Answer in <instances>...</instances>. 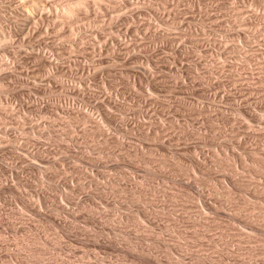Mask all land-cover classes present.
Masks as SVG:
<instances>
[{"label": "rangeland", "instance_id": "rangeland-1", "mask_svg": "<svg viewBox=\"0 0 264 264\" xmlns=\"http://www.w3.org/2000/svg\"><path fill=\"white\" fill-rule=\"evenodd\" d=\"M53 1H51L52 4H55L56 6H54V5H52V6H54V8L56 10L52 7L47 8V11L44 10L45 8L44 9L40 8L41 14H39V12H38L39 8L37 10L36 8H34L30 5V7H31L30 13H31V16L33 15V17H32L33 21L31 19V21H29V23H26L27 20L25 18H23V16L20 15V12H19V10L22 7V3L25 2V0L24 1L23 0H0V111L3 112V113L0 112V142H1L0 143L1 144L0 145V162H1L0 163V165H1L0 166L1 167L0 168V184L8 187L6 189H2V190L0 189V193H1V195H0V220H1L0 221V241L6 240V239H8L9 241L11 240L10 242L14 241V243H17V241H18L20 244L18 243L17 246H15V247L12 246V250H14L15 252L18 251L20 253V258H21V260H19V259H16L14 257H12V258L7 257L6 261L9 259L8 260L9 264H11V263L12 264H31V263L35 264V262H31V261L29 263V261L27 260V257H26L27 256L26 255L27 254L26 248L24 246H22L23 245L22 243L26 241L25 240L26 236H27L26 233H30V232H28L27 228L31 229L32 233H39L37 231L39 229L43 228L44 233L42 231V234L46 238H49L50 240H52L53 242L61 241L62 243H66L69 245L72 244L71 247H73V248L78 247L79 250H84V251L86 249H87L86 251H88L87 245L91 246V243L93 242V241H91V239L89 240V238H91V237H89L90 235H92V237H93L92 240L98 239V240H101V242L103 241L102 243L107 242V241L109 242L111 240H113V241L118 240L119 242L117 241L115 244L122 246L124 244L123 242L125 240L124 236H123L124 234L123 233L121 234V232H115V230H113L114 227H119L121 225H122L121 226V228H122L123 227L122 223L127 224V227L130 231L132 228L129 227V225L135 224V223H133V221L137 223L138 222L137 220H140L139 223H142L141 224L142 226H144V224H145V227L148 226L147 228H149L150 223L148 224V220L146 222V220H144L140 215H139L140 217H138L137 213L136 214L133 213L135 210L134 207H132L133 205H131L128 201H126L127 200L126 197L124 198L125 201L122 198V197L126 196V195H123L124 193L122 191V187L125 186L126 183H127V185L134 183L133 185H130L131 187L137 186L138 182L140 183V179H141V178H139L140 174L135 172V171H134L135 172L134 173L133 170H130L128 167L124 166V165L129 164V163H136L138 161L137 157L140 156V154H141L140 152H145V151L147 152V150L152 151V153L150 152L151 153L150 155L153 154V156H156L157 158H160L161 156L164 157V156L170 155L169 157L167 156L168 158L165 157V159L167 158L168 160L171 159L173 157V155L175 154L174 152H177V151L178 152L187 151L184 153H189V152H192L195 150V153H196V151L198 153V151L201 150L204 153H206V151H207V154H208L209 150H212L214 148V146L213 147L209 146V144L211 143L209 139L213 138V137L218 139V136L220 135L219 140L221 143L225 142L226 144L231 145L229 147V150H233L235 148L233 151L236 153H239L242 156H244V154H242V153H244V152H242V150L244 151V149H243L244 147H248L249 145L251 147V145H252V149H253L255 141H256V143L259 142L258 145L255 144L254 150L257 151L259 149V151H257V154L262 153L261 155H259V154L258 155L260 157L264 156V138H263L264 137V114H263L264 110H262L263 112H261V110H257L256 108H253V107L249 108L253 113L256 112L255 114L258 116V119L254 124V123H251V122L245 120L243 117H240L234 111V109H232V106L226 101V98L228 97V95H230L229 93L231 90L240 89L239 85H241L240 87L242 89L251 85L249 88L255 87L253 89V90H255L254 91L255 93L253 92L252 95L251 94L246 95L244 92L243 93L241 92L239 94V96L241 95L239 97V100L237 99L235 102V103H238L236 105L237 107L240 106V108L241 107L247 108V107H245L246 105L244 103L240 104L239 102H242L243 99L247 98V97L248 98L252 97L254 99L255 98L257 99V98H260V95L264 94V88H262V87H264V76L262 75V73L264 74V68H263L264 66H262V65H264L263 64V62H264V55H263V52H264V46H263L264 45V28H263L264 24H262V23H264V9L259 11V9L254 7L255 5L251 4L252 2H254V0L252 2L250 0H243V1L242 0H231V1L227 0L228 2L225 0H221V1L220 0L219 1L213 0L214 2L212 0H207V1L206 0H101V1L100 0H97V1L96 0L95 1L94 0H87L90 2H95L96 6L94 5V3H89L88 7H91V8L88 9V7H87L85 9L86 13H85V11L83 12V10L81 11L82 13H85V14H82L81 12H79V15L77 14L78 16L76 15V17L71 18L72 21L74 20L73 23L70 20V18L67 19V18H64L62 16L63 14L61 11H63L62 8L64 7L62 5L63 4L65 5V3L62 1H64V0H53ZM237 1H239V2H237ZM241 1L243 2V4L240 3ZM28 2H29V0H28ZM96 2H98V3H96ZM210 3H212V4H210ZM213 3H215V4H213ZM59 4H61V5H59ZM144 5H146V6H144ZM225 5H226V7H223ZM242 5H244V7ZM227 6H229L230 8ZM237 6L238 7L240 6V7L237 9L236 8ZM241 7L244 10L243 9L240 10ZM252 7H254V8H252ZM234 8H236V9H234ZM51 9H54V10H51ZM42 10H43V13H42ZM222 10H223V12H222ZM249 10H251L252 12ZM253 10L255 11V15H256V12H258V14L260 12H262L261 14L263 17H260L261 20H259L260 19L259 17H258L259 18L258 19L254 14H252V13H254ZM225 11L226 12L228 11V12L226 13ZM233 13L234 14L237 13V14L233 16ZM224 14L226 15V17ZM239 14L244 19H241L242 17L240 18ZM243 14H245V15H243ZM231 15L233 17H231ZM58 16H59V18H58ZM253 17L254 18L256 17V18L254 19ZM211 18H212V20H211ZM221 18H223L224 23L222 22ZM225 18L227 21L225 20ZM233 18H235V19H233ZM246 18H248V19H246ZM175 19H176V21H175ZM65 20L68 21V22H66V24H64ZM237 20H238V22L239 21L244 22L243 24H246V22H247V24H246L247 27H246V25H243V26H240L238 28L239 24L236 23ZM257 20L259 21V23ZM218 21H220V22H218ZM232 21L236 24H234ZM250 21H253V23ZM255 21H256L257 25L255 24ZM242 22H241V24H242ZM249 22H250V24H249ZM58 23H60V24H58ZM229 23H231V24H229ZM166 24H167V26H165ZM60 25H62V26H60ZM232 25L234 28L232 27ZM248 25H249V27H248ZM262 25H263V27H262ZM222 26H223V29H222ZM254 26H256V29L254 28ZM244 27H246V28H244ZM251 27L253 30L250 29ZM241 28L243 29L242 32L240 31V30H242ZM257 28H259V29H257ZM37 29L39 32H36ZM224 30H226V31H224ZM258 30H260L263 35ZM166 31L168 32V34ZM232 31H233V33H232ZM237 31H239V32H237ZM254 31H256L257 34H255ZM162 32H163V34H161ZM32 33H33V35H31ZM188 33H189V35H188ZM245 33H246V35H244ZM258 33L260 34L261 39L259 38ZM40 35H42V36H40ZM170 35H171V37L169 38ZM252 35L256 36L255 40L253 38H251ZM157 36H159L161 38H159ZM236 36H238V37L240 36L241 39H240V37L238 38ZM163 38L165 39L166 42L163 41ZM166 38H167V40H166ZM228 38H231V39H228ZM248 38H249V43L247 42ZM170 39L173 40V41L171 40L173 43L171 41H168ZM226 39L228 40L227 42H226ZM244 39L247 41H245ZM73 40H74V42H73ZM262 40H263V42H262ZM117 41H119V42H117ZM222 41L225 43H223ZM250 42H251V44L253 43L252 47H251ZM254 42L256 45L254 44ZM37 43L39 44V46L41 45L40 46L41 48L38 47ZM204 43L206 45H204ZM213 43H214V45H212ZM244 43L245 44L248 43V46L245 45ZM201 44H203V45H201ZM249 44H250V47H249ZM42 45H44L43 47L45 48V50H43L44 48L42 47ZM231 45H232V48H230ZM199 46L201 47L202 50L200 49ZM221 46H223L225 48V50H223L224 48H222ZM254 46L258 47V48H255V50H254ZM220 47L222 48L221 50H220ZM235 47H237V49H239V51L236 52ZM239 47L242 48L243 50L244 49L245 50L243 51ZM262 47H263V50H262ZM195 49H197V51H195ZM218 49L220 50L221 53H219ZM233 49L236 53L233 51ZM192 50H194V51H192ZM253 50H254V52H253ZM261 50H262V52H261L262 54H260ZM245 51H246V53H245ZM257 52H258V54H256ZM238 53L240 54L241 57L240 56L234 57V56H238L239 55ZM247 53H248V55H247ZM190 54L193 55V57ZM246 55L247 56L251 55L252 60H255V61H253L252 64L248 65L249 70L248 69H244L242 71L237 70L238 72L237 71L235 72L233 70V72H232V70L230 71V70H227L225 68L231 63H233V64H244L243 62L245 61L244 58L247 57ZM258 55H260L261 57ZM200 57H201V59H200ZM204 57L206 59H203ZM228 57L231 58L230 59L231 61H229ZM211 58H212V60H211ZM257 59H260V60H257ZM149 60H151V61H149ZM225 60L227 63L225 62ZM240 60H241V62H239ZM147 61H149V62L147 63ZM214 61H216V62H214ZM259 61H261L260 62L261 64L259 65V67H257V64H259ZM201 62L204 64H202ZM213 62L215 64H213ZM43 63H44V65H43ZM153 63L156 65H154ZM199 63H201L202 65H200ZM211 63L213 64V66ZM223 63H224V65H223ZM40 64H41V66H40ZM139 64H142L143 66L139 65ZM208 64H211V67ZM45 65H46V67H45ZM148 66L150 67L149 70H150L151 74H149L147 76L146 74L144 75L142 73L141 68L142 67L149 68ZM152 66H153V68H152ZM221 66H223V67H221ZM253 66H255V67H253ZM204 67H207V68H204ZM214 67L216 70L215 72H214ZM219 67L221 69L225 68L224 73H222L223 71H221V69ZM200 68H203V70ZM260 68H263V69H260ZM217 69H218V71H221V73L218 72ZM257 70H259V71H257ZM34 71H36V72L34 73ZM38 71L39 72L41 71V73L38 74L37 73ZM45 71L51 72L50 73L51 77H49V78L46 76L44 77L43 72H45ZM210 71H211V74H210ZM186 72H187V74H186ZM241 72H242V74H241ZM260 72H261V74H260ZM188 73H190V74H188ZM202 73L203 74L205 73L204 75H206V76L204 77V75ZM243 73H245L246 75ZM259 74H260V76H258ZM210 75L214 81L212 80L211 83L204 82V81H206L205 78L209 77ZM242 75H243V77H242ZM239 76H240V78L244 79V80H241L242 82H239V84L236 83V85L235 84L232 85L230 81L228 82V80H230L231 77H235L237 79V78H239ZM244 76H246V77L244 78ZM43 77L45 79H43ZM46 78H47V80H46ZM253 78L256 82L253 80ZM257 78H259V79H257ZM32 79H33V81H32ZM195 79H197V82ZM202 80H204V81H202ZM219 80H223V82H222V84L217 85ZM226 81H227V83H226ZM262 81H263V83H262ZM254 84H255V86H254ZM258 84L261 88L259 86H257ZM188 85H191V86H188ZM213 85H214V87H213ZM245 85H247V86H245ZM139 86H141V87H139ZM193 86L195 87V89ZM191 87H193V89ZM258 87H259V90H258ZM50 88H52V89H50ZM218 89H219V92L221 90H223V91H221L222 93H220L222 98L220 96V98L217 99L215 96L217 95V97H219L218 95H220L218 92H216V90L218 91ZM95 90L97 92H95ZM198 90H199V92H198ZM204 90H205V92H204ZM105 91L106 92L108 91L107 92L108 94L105 93ZM135 91L137 93H135ZM227 91H228V93H227ZM204 93H205V97H204ZM207 93H209V95H210L209 97H208ZM50 95H52V96H50ZM56 95H58V96L56 97ZM60 95L63 97V99H62V97H60ZM105 95H110V96L112 95V98L113 99L115 98L114 99L115 101L118 100L116 102L118 104L121 103L120 105H122V106L116 105V107H118V108H116L115 106L109 105L106 102ZM255 95H257V96H255ZM198 96H199V98H198ZM57 98H58V101H57ZM202 98H204V99H202ZM241 98H242V100H241ZM220 99H221V101H220ZM257 100H259V99H257ZM122 101H124V102H122ZM60 102L62 104H60ZM55 103L58 104V106H60L59 108H61L59 110V112L55 111L57 113V115L53 111V109L51 108L52 105ZM182 103L183 104L185 103V104L183 105ZM189 103H190V105H189ZM192 105H194V107ZM181 106H183V107H181ZM108 107H109V109H108ZM230 107H231V109H230ZM112 108H113V110H112ZM192 108H195L196 110L195 109L192 110ZM198 109L200 111L202 110L205 114L202 112H201L202 113L201 114L200 111H198ZM40 110H41V112H40ZM43 110H45V111H43ZM66 111H68V112L66 113ZM205 111L206 112L208 111V112L206 113ZM233 111H234V113H233ZM47 112H49V113H47ZM103 112H104V115H103ZM213 112H215V114H213ZM220 112H222L223 114ZM86 113H87V115L89 114V116H88L89 119H85L87 121V123L84 124L85 120H81V119H83V115ZM106 113H108V114L106 115ZM115 113H116V116H115ZM225 113L227 114V116L225 115ZM79 114H80V116H79ZM118 114H120V115H118ZM228 114H230L231 116ZM262 114H263V116H262ZM76 115H78V116H76ZM236 115H238V116H236ZM108 116H109V118H108ZM122 116L124 118L125 117L126 118L125 119L121 118ZM208 116H210V117H208ZM211 116H213V117H211ZM215 116H216V118H215ZM1 117H3V118H1ZM41 117H42V119H41ZM50 117L52 118V120ZM74 117H76V118H74ZM224 117L226 120H228V119L234 120L235 117H238V119L235 118L236 121H229V122H232V123H230L231 125L228 122L227 126H226V124H225L226 121L223 120ZM119 118H121V120ZM66 119H69V122ZM48 120H49V122H47ZM55 120H57L58 122ZM70 120H72L73 122ZM75 120L79 124H77L75 122ZM77 120L80 122H78ZM237 120H238V123H237ZM240 120H242V121H240ZM90 121H92L93 123L91 122V124H90ZM107 121H110V122H107ZM122 121H124V122H122ZM207 121L209 123H207ZM210 121L212 123L213 122L215 123V121H217V122L215 124L213 123V125H212ZM220 121H223V122L220 123ZM50 122H51V124H50ZM94 122H96V123H94ZM70 123H73V124L70 125ZM88 123H89L90 127L92 125L91 128H89V126L87 127ZM97 123L100 125L99 127L102 130V134H103V132H105L104 133L105 135H99L98 133L100 130H97V132H96L97 128H95V127H97V125H98ZM246 123H247V125H246ZM75 124H77V125H75ZM80 124H81V126H80ZM216 124L218 127L215 126ZM236 124H239V125H236ZM241 124H243V125H241ZM67 125H69L70 127ZM101 126L105 129L104 131H103ZM123 126L126 129H128L130 132L124 133L122 131L125 129ZM209 126H211V127H209ZM219 126L222 127L223 131L220 130L221 128H219ZM238 126H239V128H238ZM245 126H246V128H243ZM253 126H255V127H253ZM67 127H69L70 129ZM163 127H165V128H163ZM213 127H217L219 130H217V128H213ZM230 127H232V128H230ZM129 128L130 129L132 128V129L130 130ZM179 128H180V131H179ZM83 129H86V130H83ZM153 129H157V130H153ZM184 129L186 130V133L187 132L189 133L192 131V134H186ZM206 129H207V131H206ZM213 129H214L216 134L213 132ZM236 129L240 134L237 131L235 132ZM175 130H176V133H174ZM187 130H189V131H187ZM148 131L150 134H148ZM155 131H157V133ZM161 131H163V133H161ZM240 131L243 133L245 132L246 134L242 133L243 135H241ZM60 132H62V133H60ZM70 132H71V134H70ZM89 132H92V134ZM106 132L108 134H106ZM198 132H199V134H198ZM229 132L232 134H230ZM247 132H249V133H247ZM252 132H255V133H252ZM94 133H95V135H94ZM154 133H156L157 135H155ZM210 133L215 134V135L213 136ZM257 133L260 134L261 136L258 135ZM200 134H203V137H202V135L200 136ZM235 134L237 135V137H234V136H236ZM247 134H248L249 138H251L253 141L248 138ZM250 134H252V136ZM55 135H56V137H54ZM57 135H60V136H57ZM145 135H146V138L143 137ZM160 135L162 137H160ZM196 135L197 136L199 135V138ZM221 135H223L222 139H221ZM228 135H230V136L232 135V136L229 137ZM71 136H73V138ZM108 136L110 138H108ZM125 136H127V137H125ZM194 136H196V137H194ZM254 136H256V137H254ZM182 137H185V138H182ZM242 137H244V139ZM29 138H32V140L31 139L29 140ZM99 138H100V141L102 140L101 142L99 141ZM151 138H153V139H151ZM245 138L247 139L246 140L247 142L245 141ZM259 138H260V140H259ZM112 139H114V140H112ZM160 139H162L163 141ZM181 139L182 140L186 139V140L182 141ZM242 139H243V142L241 141ZM119 140H121L122 142H120ZM197 140H199V141H197ZM90 141H91V143L94 142V144L99 146V148L97 146H95L93 143L91 144ZM165 141H167V142H165ZM228 141L229 142L234 141L232 144H234V143L235 144L232 146V144L228 143ZM118 142H120V143H118ZM145 142H146V144H145ZM2 143H5V144H2ZM202 143H204V144H202ZM128 144H129V147H128ZM239 144H241V145H239ZM23 145H25V146H23ZM124 145H125V147H124ZM148 145H149V147H148ZM155 145H158V146H155ZM164 145H166V147ZM260 145H263V146L260 147ZM28 146H29V148H28ZM196 146H198V148ZM218 146L219 145L216 146V149ZM238 146H240V147H238ZM242 146H244V147H242ZM155 147H159V148L156 149ZM200 147H201V149H200ZM232 147H234V148H232ZM125 148L128 151L125 150ZM152 148L153 149L155 148V149L153 150ZM19 150H20V152H19ZM21 150H26L30 154H31V152H33L32 155L33 154H34V156L36 155V158L39 159V161H42V162L44 161L43 163H45V161H46V163H48V166H50V165L51 166L49 167V169L47 171L46 170L44 171L43 169H37L34 167H32L30 169V167L28 165H26L24 162H22L21 159H23V157L18 156V154L19 153L22 154V152L25 154V151H21ZM68 150H69V152H67ZM102 150H104V151H102ZM121 150H123V151L120 152ZM167 150L169 151V154H168ZM214 150H215V148H214ZM14 151H16V152H14ZM134 151L137 152L136 153L137 156H135V154H133ZM164 151H165V153H164ZM224 152L227 153L226 151H224ZM240 152H242V153H240ZM74 153H76L77 155ZM122 153H124L123 155H127V154H129V155L123 156V155H121ZM160 154H161V156H160ZM38 155H40V156H38ZM78 155H79V157H78ZM102 155H105L106 157H108L109 162L107 161L108 159ZM92 157H93V159H92ZM16 158H18V159L16 160ZM82 158H84V159L86 158L85 159L86 161L83 160V162H86L87 167L84 166L85 163H83L82 160H80ZM98 158L101 159V163L105 162L104 164H106V166H107L105 168V171H104V168L102 169V167H101V169H100V167H98L99 165H101L100 160H98ZM48 159H49V161H48ZM261 159H262V157H261ZM120 160H121V162H120ZM51 161H53V162H51ZM91 162H93V163H91ZM114 162H115L116 167L114 166ZM73 163H76V164H73ZM77 164H79V165H77ZM93 164H94V166H93ZM111 165L113 166L114 169L117 168L116 171L113 170ZM45 166H47V164ZM95 166H97L98 168H95ZM75 167H79V168H77L78 170H80V168H81L84 171V169H85L84 172L88 175V176L87 175H85V176H87L88 178L89 177L93 178V176H94V178H93L94 180L92 181L90 178L88 179L85 176H84V178H83L84 180H83L82 179L83 176L80 177L77 174L78 171L76 169L75 170L73 169ZM158 167L156 165V167H152V168L156 169ZM164 167L161 166L160 168L161 169L163 168L162 170L164 172H167V173L171 172L172 173V171L168 170L167 168L166 169L168 171H166V169H164ZM236 167H237V171H239L240 170L239 167L238 166H236ZM108 168L112 169L113 171L109 170ZM126 168H128L129 170ZM160 168H159V170H160ZM99 170L103 171L104 174L97 176V172ZM106 170L109 171L110 175ZM72 171H75V172H72ZM129 172H131V173H129ZM119 173L123 174L124 178H126V175L128 176V178L131 177L128 180H130V181L133 180L134 182H129L130 183L129 184L127 182L128 180L124 179L123 176L120 175L118 177ZM46 174L50 178L47 177ZM75 174L78 176H76ZM112 174L113 175L115 174L116 177L115 176L113 177ZM245 174H246V176L244 174L243 175L245 178L247 177L246 180L247 179L251 180V178L253 180V178H254V180H256V182L263 183L262 177L260 178L259 176H256L257 178H259L258 179L259 181H258L256 179V177H254L255 176L254 174H253V176L249 175L251 173L247 174L245 172ZM17 175H19V176H17ZM129 175H131V176H129ZM241 175H242V173H241ZM15 176H17L18 178L17 177L15 178ZM54 176H56V177H54ZM104 176H106V177H104ZM108 176H109V178H108ZM39 177L41 179H39ZM46 177L49 180H47ZM120 177H122L123 180ZM118 178H120V179H118ZM30 179H32V180H30ZM95 179H98L100 181L97 180V182H96ZM218 179L219 178H217V179L214 178L212 180V182L215 184H219L221 182L222 184H220V185H225L226 188L228 187L227 189L231 188V190H234L232 188V186L230 185V183L228 184V182H226V180L224 181V179H223V180L219 181ZM22 180L24 182H28V181L30 183L34 182L32 184H35V185L37 184V186H40L42 189L45 190L47 198L50 201L47 204H45L47 207L44 206L43 203L41 202V198H40L41 196H39L36 192L34 194V191L28 185H24V184L20 183V181L22 182ZM39 180H41V181H39ZM125 180H127V181H125ZM94 181L96 184L98 183V184L102 185L101 187H103V186L106 187V189H104L105 194L99 193L100 191L98 189L100 187H97V186L95 187L96 184H93ZM106 181H108L109 184ZM135 181H137V182H135ZM141 182L143 183V179L141 180ZM117 183H119V184H117ZM153 183L156 184L154 186H157V187H159L161 184L162 186H160V188L163 190H166V191H172L173 190V192H174V190L176 191V190H178L177 188L180 187V186L176 185L177 186V188H176V187H174L175 185H172L170 183H166L165 181L158 180V179H157V181L156 180L153 181ZM71 184H72V187L73 186L77 187V185L80 186V187H77V188H79V191L77 192L78 194L75 193V195H74L75 200L73 202L72 201L70 202V200H67V198L66 197L64 198V196H63V195H66V193L68 192L67 187H69V185L71 186ZM110 184H111V186H109ZM121 185H123V186H121ZM115 186H117V187H115ZM119 186H121L120 189H119ZM164 186H165V188H164ZM81 187H83V189ZM110 187H111L112 191L110 190ZM11 189H12V191H10ZM97 190H98V192H97ZM116 190L117 191L120 190V191L117 192ZM180 190H182V187L180 188ZM119 192L122 194H120ZM61 193H62V195H61ZM102 194H103V196H102ZM111 194L116 196V198L118 196V198H117L118 200H116V198L114 196H112ZM241 194L244 195L243 197L246 200L250 199V201L248 200V202H250V203L251 202L257 203L258 202L259 205L261 203V205L264 206V202H263L264 196H262V197L260 196L259 198H262V200L260 199V201H259V198H257V199H255L256 197L253 198L254 196H253L251 191H245L244 193L242 192ZM245 194L247 197L245 196ZM19 195L22 196V198L24 200L26 199L25 202L26 203L28 202L27 204H33V205L37 204L34 206H36L37 209H39L41 211V213L44 214V217L40 219V217H37V216H35V214L27 211L25 209V207L23 206L24 200L21 202L20 200H22V199L19 200ZM109 195H110V197H109ZM208 195L211 196V194H209L208 191H205V197L202 200L200 197L198 198V196H196V195H194V197L195 196L196 197L193 200L194 203L197 204L198 207H200L199 209L205 213H207V211H206L205 207H203V205H204L203 202L207 201L208 199L209 200L207 202L212 201L211 197ZM98 196H100V197H98ZM103 197H104V199H103ZM120 198H121V201L119 200ZM163 199L164 198H162V200ZM255 200L257 202H254ZM199 201H201V202H199ZM51 202H52V204H51ZM120 202H124V204H122ZM161 202L160 203L155 202V204L157 203L156 206L155 205L154 206L152 205L151 207L148 206L149 207L148 209H149V211H151V213H153V216H154V214H156L155 216H158V217L154 216L155 220L153 219V221L155 223H157V224H155L154 227H157V228L151 227V229L153 228L152 231L149 229H147V230L151 231V232L154 231L155 233L154 232L153 233L157 236H158V234H160L162 236L163 232L164 233L166 232L165 233L166 235L164 234L162 236L165 240H169V239L175 240L176 237H177L176 240H178L180 237L177 236L178 234H176L177 233L176 230L177 231H179V230H178V228L175 229L176 227H173V225H170L171 223L169 222L168 217H166V216L168 214V216L171 215L170 216L171 218L172 217L177 218L179 216L178 215L179 212L181 214V210L177 213L176 208L174 209L176 211L175 212L174 210H172V208L169 209V207H168V210L169 211L171 210V212H168V210L166 208L167 206L166 205L163 206V203H161ZM53 203H56V204H53ZM77 203H79V204H77ZM57 204L63 205V206L65 205V208L68 210L71 208L70 210L75 214L76 217L73 216V214H72V216L71 215L68 216L67 213H59V212L55 211L54 207H56ZM107 204H110V205H107ZM152 204H154V203H152ZM42 205H43V207H42ZM87 206H89V207H87ZM48 207H50V208H48ZM90 207L93 209V211ZM111 207H113V208H111ZM155 207H156V209L158 208L157 211H155L156 210ZM160 208H162V210ZM229 209L230 208H227V209L224 208V210H226L227 212L230 211ZM75 210H76V212H75ZM152 210H154V211H152ZM163 210L168 212V213L164 212ZM177 210H178V208H177ZM91 211H92V213H94V215H96L95 213L98 212L97 213L98 215L95 216L96 218L94 217V215H92V213H90ZM172 211H174L175 213ZM119 212H120V214H119ZM126 212L127 213L129 212L128 213L129 216H130V214L132 216L134 215L133 218H132V216L130 217V220H131L129 222L130 224L127 223L126 220L124 221V220L119 219L120 216H122L123 214L126 215L127 214ZM176 213H177V216H176ZM18 214H20L21 216ZM53 214L57 218L59 217L62 220H65V222L70 225V229L72 232L70 231L67 233L60 234L61 232H59V230L55 226L53 227V224L50 221H48L49 216L50 217L54 216ZM117 214L119 215V218H117L118 220L116 219V216L118 217ZM107 215H108V217H107ZM112 215H115V216L113 217ZM19 216H20V218L25 220L26 223H22L19 219ZM103 216H106V217H103ZM162 216H164V217H162ZM81 217L83 218V220ZM165 217L167 218L166 219L167 221L165 220ZM192 217H194V216H192ZM91 218L93 219L92 222H91ZM108 218H110L111 220ZM15 219H17V220H15ZM18 219H19V221H18ZM42 219H44V220H42ZM98 219H100V220H98ZM30 220L33 222H31ZM119 220H121V221H119ZM162 221H164V222H162ZM43 222L45 223L44 225H43ZM86 222H87V224H86ZM165 222H168V223L166 224ZM111 224H113V225H111ZM158 224L159 225L161 224L160 226H163V227H164V225L165 226L168 225L167 228H169V227L170 228L173 227V228L172 229L169 228L170 230L168 231V229H166V227H165V229L167 230L166 231L163 227H161L165 230V231L164 230L161 231L162 229L159 230L160 226ZM156 225H158L159 227ZM111 226H113V227H111ZM11 227H13V228H11ZM107 228H108V230H107ZM100 229H102V230H100ZM173 229L175 231H172ZM239 229H241L242 232L247 233V234L249 232L242 227H239ZM181 230H184L183 232H189V230L185 231V228H182ZM93 231H95V232H93ZM101 231H103V232H101ZM104 232H105V234H104ZM132 232H133V229H132ZM156 232H157V234H156ZM96 233H98V234L95 235ZM51 234H52V236H51ZM93 234L96 237L97 236L98 237L95 238V236H93ZM167 235H169V236H167ZM212 235H213V232H212ZM66 236H68V237L66 238ZM87 236H88V238H87ZM173 236H174V238H173ZM256 236L264 241V238H263L264 234H258ZM121 237H123V238H121ZM158 237H160V236H158ZM23 238H25L24 239L25 241L23 240ZM81 238H83V239H81ZM122 239H123V241H122ZM180 240H181L182 244H184V242L185 243L188 242L182 237L178 240V242ZM108 242H107V244L109 245ZM104 244H105V246L107 245L106 243H104ZM144 244H146V246H148V244L150 245V243L147 241H145ZM234 244H237V243H234ZM250 244H249V246L252 245L251 247H255L256 244L258 245V243L251 244V245ZM19 245H21V246H19ZM85 245H86V247H85ZM107 246H106L105 250H104V248L102 250L98 248V250H97V248H95V247L92 248V246H91L89 248V252H91L92 255L87 256L86 257L87 259L82 254L73 256V258H75V259H73L72 257L70 259L68 257V259L73 264H79V263L83 264L82 262H84V264L86 262L87 263L90 262L88 264H93V262H95L94 264H98V262H96V260L94 258L95 254H96V258H97V256L99 257L97 259H100V258L105 259V257L108 256L107 260H111L112 262L115 261V262H117V264H119V262L122 263L121 260L118 259V258H121L120 254L118 252H113L114 249L111 248L110 246H108V247ZM244 246H245V243H244ZM13 247H14V249H13ZM18 247H24L25 250L23 248H22L23 250H21V248L19 249ZM123 247H126V246H123ZM232 247L235 248V245H232ZM0 248H1V246H0ZM90 249H91V251H90ZM205 249L203 248V250H205L203 252L205 254L210 255L209 252L212 250H210L209 252L206 253V251L208 249L207 248H205ZM19 250H21V252ZM49 250H53L50 252L53 254L55 253L54 252L55 249L53 246H51ZM3 252H5V253H3ZM6 253H7L6 251L1 250V254L4 255ZM161 253H163V252H161ZM181 253L183 254V252H181ZM181 253L177 252V254H176L175 252L171 251V255L172 254L174 255V256L172 255V257H174V259L177 261H178V259L179 260L181 259V257H180ZM185 253H187V252H185ZM185 253L183 255H185V257H187ZM1 254H0V262H1L0 264H3L5 261L4 260L5 258L2 257L3 255L1 256ZM160 254H156L155 256H157L156 258H159V260L162 263H164V261H166V259H167V255H166L167 253L165 254V252H164V254H162V256ZM66 255H67L66 253L61 254L58 258L65 260V259H67ZM175 255H176V257H175ZM81 256H83L84 259ZM112 257H113V259L114 258L115 259L112 260L111 259ZM260 257H261V259H260ZM1 258H3V259H1ZM55 258H57V257H55ZM22 259L26 260L28 262L25 261V263H21V261H23ZM254 259H256V260H254ZM44 260L42 261L43 263L41 261H38V262H36V264L37 263L38 264H41V263L42 264H49L48 260L47 261L46 260L44 261ZM236 260L238 262H236ZM236 260L232 261V262L229 261L228 263L229 264H235V263L238 264L241 262L240 264H252L251 262L253 261L254 264H261L262 262L264 263V255H261L257 258L255 257V258H253V260L247 259V258L244 259V257H243L244 261L242 260L241 257H238ZM257 260H260L262 262L257 261ZM76 261H78V262L76 263ZM256 262H258V263H256ZM209 264H210V262H209Z\"/></svg>", "mask_w": 264, "mask_h": 264}, {"label": "bare ground", "instance_id": "bare-ground-1", "mask_svg": "<svg viewBox=\"0 0 264 264\" xmlns=\"http://www.w3.org/2000/svg\"><path fill=\"white\" fill-rule=\"evenodd\" d=\"M24 1V0H23ZM51 1H53V0H51ZM50 0H29V2H28V0H25V2H23L22 3V7H21V9L19 10V12H20V15H22L23 16V18H25L26 20V23H29V21H31V19H32V17H33V15L31 16V13H30V11H31V7H30V5L32 6V7H34V8H36L37 10H38V8H39V10H38V12H39V14H41L40 12H41V9L40 8H42V9H44L45 11H47V8H54V6H56L55 4H52V2H51ZM95 1V0H94ZM97 1V0H96ZM101 1V0H100ZM207 1V0H206ZM213 1V0H212ZM219 1V0H218ZM221 1V0H220ZM225 1H227V0H225ZM229 1V0H228ZM227 1V2H228ZM231 1V0H230ZM243 1V0H242ZM240 2V3H242L243 4V2ZM251 2L253 1V0H250ZM54 2V1H53ZM62 2H64L65 3V5L63 4L62 6H64L63 8H62V10L63 11H61L62 12V16L64 17V18H67V19H69L70 18V20H71V18H74V17H76V15L78 14L79 15V12H81L82 10H83V12L85 11V13H86V8L89 6V3H94V5H95V2H90V1H87V0H64V1H62ZM99 2V1H98ZM98 2H96V3H98ZM214 2V1H213ZM216 2V1H215ZM233 2V1H232ZM237 2H239V1H237ZM61 3V2H60ZM239 3V4H240ZM248 3V2H247ZM246 3V4H247ZM210 4H212V3H210ZM213 4H215V3H213ZM219 4V3H218ZM217 4V5H218ZM251 4H253V5H255L254 7H256L257 9H259V11L260 10H263L264 9V0H254V2H252ZM29 5V6H28ZM52 5H54V6H52ZM59 5H61V4H59ZM91 5V4H90ZM209 5V4H208ZM223 5V4H222ZM221 5V6H222ZM92 6V5H91ZM96 6V5H95ZM98 6V5H97ZM144 6H146V5H144ZM148 6V5H147ZM220 6V5H219ZM231 6V5H230ZM236 6V5H235ZM243 7H244V5H242ZM93 7V6H92ZM149 7V6H148ZM223 7H226V5L225 6H223ZM227 7H229V6H227ZM232 7V6H231ZM240 7V6H239ZM238 6L236 7L237 9L239 8ZM254 7H252V8H254ZM33 8V9H34ZM89 8H91V7H88V9ZM100 8V7H99ZM151 8V7H150ZM220 8V7H219ZM230 8V7H229ZM236 8H234V9H236ZM255 8V9H256ZM55 9V8H54ZM54 9H51V10H54ZM243 8L241 7L240 8V10H242ZM36 10V11H37ZM56 10V9H55ZM155 10V9H154ZM233 10V9H232ZM239 10V11H240ZM244 10V9H243ZM252 10V9H251ZM251 10H249V11H251ZM58 11V10H57ZM88 11V10H87ZM150 11V10H149ZM231 11V10H230ZM248 11V12H249ZM257 11V10H256ZM60 12V13H61ZM157 12V11H156ZM222 12H223V10H222ZM226 12V11H225ZM224 12V13H225ZM228 12V11H227ZM226 12V13H227ZM238 12V11H237ZM252 12V11H251ZM250 12V13H251ZM253 12L254 13H252V14H254L255 15V11L253 10ZM42 13H43V10H42ZM45 13V12H44ZM82 13V12H81ZM85 13H82V14H85ZM230 13V12H229ZM241 13V12H240ZM245 13V12H244ZM262 12H260L259 14H258V12H256V17L258 18H260V17H263L262 16V14H261ZM37 14V13H36ZM232 14V13H231ZM237 14V13H236ZM236 14H234L233 13V16L234 15H236ZM246 14V13H245ZM245 14H243V15H245ZM248 14V13H247ZM19 15V14H18ZM61 15V14H60ZM77 15V16H78ZM81 15V14H80ZM225 15V14H224ZM242 15V14H241ZM250 15V14H249ZM16 16V15H15ZM83 16V15H82ZM232 15H231V17H233ZM238 16V15H237ZM239 16H240V14H239ZM43 17V16H42ZM81 17V16H80ZM79 17V18H80ZM84 17V16H83ZM225 17H226V15H225ZM242 16H240V18H241ZM255 17V18H256ZM58 18H59V16H58ZM229 18V17H228ZM236 18V17H235ZM235 18H233V19H235ZM254 18V17H253ZM254 18V19H255ZM258 18V19H259ZM66 19V20H67ZM222 19V22H223V18H221ZM230 19V18H229ZM228 19V20H229ZM241 19H244L243 17L241 18ZM246 19H248V18H246ZM245 19V20H246ZM63 20V19H62ZM65 20V23L64 24H66V22H68V21H66ZM78 20V19H77ZM76 20V21H77ZM211 20H212V18H211ZM225 20H226V18H225ZM244 20V21H245ZM259 20H261V18L259 19ZM32 21H33V19H32ZM72 21V20H71ZM74 21V20H73ZM73 21H72V23H73ZM174 21V20H173ZM172 21V22H173ZM175 21H176V19H175ZM221 21V20H220ZM220 21H218V22H220ZM227 21V20H226ZM235 21V20H234ZM254 21V20H253ZM253 21H250V22H252L253 23ZM258 21V20H257ZM60 22V21H59ZM230 22V21H229ZM233 22V21H232ZM240 22V21H239ZM238 22V20H237V22L236 23H238L239 24V26H238V28L240 27V26H243V25H246L247 24V22H246V24H243L244 22H242V24H241V22L239 23ZM250 22H249V24H250ZM71 23V22H70ZM178 23V22H177ZM176 23V24H177ZM217 23V22H216ZM224 23V22H223ZM228 23V22H227ZM234 23V22H233ZM236 23H234V24H236ZM258 23H259V21H258ZM31 24V23H30ZM58 24H60V23H58ZM62 24V23H61ZM68 24V23H67ZM229 24H231V23H229ZM228 24V25H229ZM233 24V25H234ZM241 24V25H240ZM255 24L257 25V23H256V21H255ZM262 24H264V23H262ZM71 25V24H70ZM224 25V24H223ZM233 25H232V27H233ZM58 26V25H57ZM60 26H62V25H60ZM165 26H167V24L165 25ZM226 26V25H225ZM236 26V25H235ZM59 27V26H58ZM213 27V26H212ZM219 27V26H218ZM221 27V26H220ZM230 27V26H229ZM246 27H247V25H246ZM246 27H244V28H246ZM248 27H249V25H248ZM259 27V26H258ZM262 27H263V25H262ZM225 28V27H224ZM227 28V27H226ZM234 28V27H233ZM243 28V27H242ZM241 28V29H242ZM254 28L256 29V26H254ZM264 28V27H263ZM220 29V28H219ZM222 29H223V26H222ZM231 29V28H230ZM248 29V28H247ZM246 29V30H247ZM250 29H252V27L250 28ZM257 29H259V28H257ZM218 30V29H217ZM253 30V29H252ZM263 30V29H262ZM224 31H226V30H224ZM241 32L243 31V29L242 30H240ZM251 31V30H250ZM258 31H260V30H258ZM35 32V31H34ZM36 32H39L38 31V29H37V31ZM160 32V31H159ZM167 32V31H166ZM219 32V31H218ZM223 32V31H222ZM231 32V31H230ZM237 32H239V31H237ZM236 32V33H237ZM240 32V33H241ZM245 32V31H244ZM243 32V33H244ZM248 32V31H247ZM246 32V33H247ZM252 32V31H251ZM250 32V33H251ZM255 32V34H257L256 33V31H254ZM224 33V32H223ZM232 33H233V31H232ZM246 33L244 34V35H246ZM249 33V34H250ZM260 33H261V31H260ZM37 34V33H36ZM39 34V33H38ZM160 34V33H159ZM161 34H163V32L161 33ZM167 34H168V32H167ZM228 34V33H227ZM231 34V33H230ZM242 34V33H241ZM259 34V33H258ZM262 34V33H261ZM31 35H33V33L31 34ZM188 35H189V33H188ZM192 35V34H191ZM203 35V34H202ZM236 35V34H235ZM263 35V34H262ZM40 36H42V35H40ZM39 36V37H40ZM163 36V35H162ZM204 36V35H203ZM227 36V35H226ZM229 36V35H228ZM243 36V35H242ZM250 36V35H249ZM259 36V38H260V34L258 35ZM33 37V36H32ZM31 37V38H32ZM157 37H159V36H157ZM167 37V36H166ZM171 37V35L169 36V38ZM194 37V36H193ZM205 37V36H204ZM233 37V36H232ZM236 37H238V36H236ZM235 37V38H236ZM240 37V36H239ZM238 37V38H239ZM245 37V36H244ZM255 37L256 36H253L252 35V37L251 38H253L254 40H255ZM159 38H161V37H159ZM191 38V37H190ZM199 38V37H198ZM201 38V37H200ZM203 38V37H202ZM247 38V37H246ZM258 38V37H257ZM258 38V39H259ZM228 39H231V38H228ZM240 39H241V37H240ZM261 39V38H260ZM259 39V40H260ZM166 40H167V38H166ZM172 39H170V40H168V41H171ZM195 40V39H194ZM204 40V39H203ZM206 40V39H205ZM209 40V39H208ZM245 40V39H244ZM248 40V41H247ZM247 40H245V41H247L248 43H249V38L247 39ZM252 40V39H251ZM163 41L164 42H166L165 41V39L163 38ZM173 41V40H172ZM171 41V42H172ZM175 41V40H174ZM200 41V40H199ZM207 41V40H206ZM210 41V40H209ZM214 41V40H213ZM224 41V40H223ZM222 41V42H223ZM228 40L226 39V42H227ZM253 41V40H252ZM251 41V42H252ZM257 41V40H256ZM73 42H74V40H73ZM117 42H119V41H117ZM190 42V41H189ZM192 42V41H191ZM194 42V41H193ZM204 42V41H203ZM215 42V41H214ZM220 42V41H219ZM235 42V41H234ZM251 42H250V44H251ZM262 42H263V40H262ZM162 43V42H161ZM173 43V42H172ZM188 43V42H187ZM206 43V42H205ZM204 43V45H206ZM223 43H225V42H223ZM222 43V44H223ZM230 43V42H229ZM248 43L247 44H245V45H247L248 46ZM260 43V42H259ZM38 44V43H37ZM166 44V43H165ZM169 44V43H168ZM219 44V43H218ZM250 44H249V47H250ZM254 44H255V42H254ZM263 44V43H262ZM261 44V45H262ZM45 45V44H44ZM44 45H42V47L44 46ZM74 45V44H73ZM164 45V44H163ZM201 45H203V44H201ZM212 45H214V43L212 44ZM224 45V44H223ZM230 45V44H229ZM233 45V44H232ZM232 45H231V47L230 48H232ZM252 45H253V43L251 44V47H252ZM256 45V44H255ZM41 46V45H40ZM39 46V44H38V47L39 48H41ZM46 46V45H45ZM172 46V45H171ZM195 46V45H194ZM209 46V45H208ZM218 46V45H217ZM216 46V47H217ZM239 46V45H238ZM264 46V45H263ZM37 47V48H38ZM200 47V46H199ZM204 47V46H203ZM222 48H224L223 46H221ZM220 47V50L222 49ZM228 47V46H227ZM226 47V48H227ZM44 48V47H43ZM42 48V49H43ZM169 48V47H168ZM171 48V47H170ZM191 48V47H190ZM196 48V47H195ZM198 48V47H197ZM208 48V47H207ZM240 48V47H239ZM255 48H258V47H255L254 46V50H255ZM175 49V48H174ZM200 49H201V47H200ZM206 49V48H205ZM235 51L237 52V51H239V49H237V47H235ZM240 49H242V48H240ZM248 49V48H247ZM251 49V48H250ZM43 50H45V48L43 49ZM51 50V49H50ZM57 50V49H56ZM202 50V49H201ZM219 50V49H218ZM220 50H219V53H221L220 52ZM223 50H225V48L223 49ZM227 50V49H226ZM243 50V49H242ZM245 50V49H244ZM243 50V51H244ZM254 50H253V52H254ZM262 50H263V47H262ZM262 50L260 51V54H262L261 52H262ZM172 51V50H171ZM175 51V50H174ZM192 51H194V50H192ZM195 51H197V49H195ZM200 51V50H199ZM228 51V50H227ZM233 51H234V49H233ZM234 51V52H235ZM224 52V51H223ZM229 52V51H228ZM235 52V53H236ZM249 52V51H248ZM52 53V52H51ZM179 53V52H178ZM230 53V52H229ZM244 53V52H243ZM245 53H246V51H245ZM186 54V53H185ZM188 54V53H187ZM226 54V53H225ZM239 54V53H238ZM242 54V53H241ZM251 54V53H250ZM256 54H258V52L256 53ZM191 55V54H190ZM235 55V54H234ZM233 55V56H234ZM237 55V54H236ZM247 55H248V53H247ZM246 55V56H247ZM255 55V54H254ZM263 55H264V52H263ZM180 56V55H179ZM187 56V55H186ZM192 57H193V55H191ZM220 56V55H219ZM226 56V55H225ZM228 56V55H227ZM240 56V54L238 55V56H234V57H239ZM245 56V55H244ZM258 56H260V55H258ZM223 57V56H222ZM233 57V58H234ZM241 57V56H240ZM261 57V56H260ZM263 57V56H262ZM221 58V57H220ZM229 58V57H228ZM257 58V57H256ZM191 59V58H190ZM200 59H201V57H200ZM203 59H206L205 57L203 58ZM231 58H229V61H231L230 60ZM236 59V58H235ZM192 60V59H191ZM211 60H212V58H211ZM216 60V59H215ZM224 60V59H223ZM222 60V61H223ZM234 60V59H233ZM244 64H233V63H231V64H229L227 67H225L227 70H232V72H233V70L236 72L237 70L239 71V70H244V69H248V65L249 64H252L253 63V61H255V60H252V57H251V55L250 56H247L246 58H244ZM257 60H260V59H257ZM149 61H151V60H149ZM149 61H147V63L149 62ZM200 62V61H199ZM205 62V61H204ZM209 62V61H208ZM212 62V61H211ZM214 62H216V61H214ZM213 62V64H215ZM224 62V61H223ZM225 62H226V60H225ZM237 62V61H236ZM239 62H241V60L239 61ZM238 62V63H239ZM261 61H259V64H257V67H259V65L261 64L260 63ZM156 63V62H155ZM202 63V62H201ZM199 63L200 65H202V64H204V63ZM210 63V62H209ZM221 63V62H220ZM227 63V62H226ZM42 64V63H41ZM41 64H40V66H41ZM133 64V63H132ZM137 64V63H136ZM150 64V63H149ZM154 64V63H153ZM198 64V63H197ZM206 64V63H205ZM212 64V63H211ZM211 64H208V65H210V67H211ZM213 64H212V66H213ZM219 64V63H218ZM222 64V63H221ZM263 64H264V62H263ZM43 65H44V63H43ZM139 65H142V64H139ZM146 65V64H145ZM154 65H156V64H154ZM223 65H224V63H223ZM38 66V65H37ZM143 66V65H142ZM204 66V65H203ZM202 66V67H203ZM217 66V65H216ZM252 66V65H251ZM262 66H264V65H262ZM44 67V66H43ZM45 67H46V65H45ZM149 67V66H148ZM189 67V66H188ZM209 67V66H208ZM221 67H223V66H221ZM253 67H255V66H253ZM48 68V67H47ZM152 68H153V66H152ZM204 68H207V67H204ZM213 68V67H212ZM217 68V67H216ZM220 68V67H219ZM218 68V69H219ZM225 68H220L221 69V71H223L222 73H224V70H225ZM264 68V67H263ZM263 68H260V69H263ZM150 67L149 68H147V67H142L141 68V71H142V73L145 75H149V74H151V72H150ZM171 69V68H170ZM189 69V68H188ZM192 69V68H191ZM200 69H202L203 70V68H200ZM199 69V70H200ZM209 69V68H208ZM218 69H217V71H218ZM48 70V69H47ZM169 70V69H168ZM186 70V69H185ZM190 70V69H189ZM206 70V69H205ZM213 70V69H212ZM249 70V69H248ZM256 70V69H255ZM42 71V70H41ZM41 71L39 72H37L38 74L39 73H41ZM140 71V72H141ZM216 70H215V67H214V72H215ZM221 71H218V72H220L221 73ZM237 71V72H238ZM247 71V70H246ZM257 71H259V70H257ZM36 71H34V73H35ZM203 72V71H202ZM253 72V71H252ZM51 72H49V71H45V72H43V75H44V77L46 76V77H51V74H50ZM240 73V72H239ZM186 74H187V72H186ZM185 74V75H186ZM188 74H190V73H188ZM203 74V73H202ZM205 74V73H204ZM203 74V75H204ZM210 74H211V71H210ZM214 74V73H213ZM217 74V73H216ZM236 74V73H235ZM241 74H242V72H241ZM243 74H245V73H243ZM254 74V73H253ZM260 74H261V72H260ZM260 74L258 75V76H260ZM42 75V74H41ZM53 75V74H52ZM202 75V76H203ZM209 75V74H208ZM234 75V74H233ZM246 75V74H245ZM262 75L264 76V74L262 73ZM54 76V75H53ZM187 76V75H186ZM206 75H204V77H205ZM235 76V75H234ZM250 76V75H249ZM253 76V75H252ZM27 77V76H26ZM43 77V79H45ZM162 77V76H161ZM173 77V76H172ZM201 77V76H200ZM242 77H243V75H242ZM246 76H244V78H245ZM39 78V77H38ZM263 78V77H262ZM180 79V78H179ZM198 79V78H197ZM197 79H195L196 80V82H197ZM201 79V78H200ZM204 79V78H203ZM257 79H259V78H257ZM261 79V78H260ZM29 80V79H28ZM31 80V79H30ZM46 80H47V78H46ZM205 80L206 81H204V80H202V81H204V82H206V83H211V81L213 80V78L211 77V75L209 76V77H207V78H205ZM241 80H244L243 78H240V76H239V78H235V77H231L230 78V80H228V82L230 81L231 82V84L233 85V84H235L236 85V83L237 84H239V82H242ZM253 80H254V78H253ZM32 81H33V79H32ZM49 81V80H48ZM214 81V80H213ZM251 81V80H250ZM255 81V80H254ZM200 82V81H199ZM217 82V81H216ZM222 82H223V80H219L218 81V83H217V85H220V84H222ZM256 82V81H255ZM35 83V82H34ZM226 83H227V81H226ZM249 83V82H248ZM253 83V82H252ZM258 83V82H257ZM262 83H263V81H262ZM192 84V83H191ZM196 84V83H195ZM224 84V83H223ZM247 84V83H246ZM256 84V83H255ZM255 84H254V86H255ZM260 84V83H259ZM259 84L257 85V86H259ZM33 85V84H32ZM201 85V84H200ZM206 85V84H205ZM216 85V84H215ZM230 85V84H229ZM188 86H191V85H188ZM203 86V85H202ZM210 86V85H209ZM227 86V85H226ZM241 85H239V88L240 89H233V90H231L230 91V95H228V97L226 98V101L232 106V109H234V111L240 116V117H243L245 120H247V121H249V122H251V123H254L255 124V122L257 121V119H258V116L255 114V113H253L249 108H251V107H253V108H256L257 110H261V112H263L262 110H264V94H262V95H260V98H257V99H259V100H257L256 98V100L254 99V98H244L243 99V101L242 102H239L240 104L241 103H244L246 106L245 107H247V108H240V106L239 107H237L236 105L238 104V103H235L236 102V100L238 99L239 100V97L241 96H239V94L242 92H244L246 95H252L253 94V92L255 91V90H253L254 88H249L251 85H249L248 87H246V88H241L240 87ZM245 86H247V85H245ZM89 87V86H88ZM87 87V88H88ZM109 87V86H108ZM139 87H141V86H139ZM194 87V86H193ZM193 87H191L192 89H193ZM201 87V86H200ZM213 87H214V85H213ZM218 87V86H217ZM221 87V86H220ZM230 87V86H229ZM237 87V86H236ZM235 87V88H236ZM260 87V86H259ZM259 87H258V90H259ZM90 88V87H89ZM92 88V87H91ZM207 88V87H206ZM219 88V87H218ZM261 88V87H260ZM262 88H264V87H262ZM50 89H52V88H50ZM56 89V88H55ZM109 89V88H108ZM194 89H195V87H194ZM198 89V88H197ZM205 89V88H204ZM215 89V88H214ZM213 89V90H214ZM257 89V88H256ZM86 90V89H85ZM93 90V89H92ZM99 90V89H98ZM105 90V89H104ZM107 90V89H106ZM110 90V89H109ZM126 90V89H125ZM200 90V89H199ZM199 90H198V92H199ZM206 90V89H205ZM205 90H204V92H205ZM50 91V90H49ZM89 91V90H88ZM203 91V90H202ZM221 91H223V90H221ZM219 92V89H218V91L216 90V92H218L219 94L220 93H222V92ZM56 92V91H55ZM95 92H97L96 90H95ZM108 92V91H107ZM106 91H105V93H107ZM207 92V91H206ZM215 92V93H216ZM261 92V91H260ZM89 93V92H88ZM135 93H137L136 91H135ZM201 93V92H200ZM214 93V94H215ZM227 93H228V91H227ZM255 93V92H254ZM259 93V92H258ZM257 93V94H258ZM262 93V92H261ZM45 94V93H44ZM50 94V93H49ZM108 94V93H107ZM134 94V93H133ZM194 94V93H193ZM202 94V93H201ZM141 95V94H140ZM200 95V94H199ZM207 95H208V97L210 96L209 95V93H207ZM50 96H52V95H50ZM58 95H56V97H57ZM93 96V95H92ZM139 96V95H138ZM137 96V97H138ZM215 96V95H214ZM213 96V97H214ZM219 97H217V95L215 96L217 99L218 98H220V96H221V94L220 95H218ZM225 96V95H224ZM255 96H257V95H255ZM55 97V96H54ZM60 97H62L61 95H60ZM102 97V96H101ZM136 97V98H137ZM204 97H205V93H204ZM212 97V96H211ZM244 97V96H243ZM250 97V96H249ZM100 98V97H99ZM105 98H106V102L109 104V105H111V106H115L116 107V105H118V106H122V105H120L121 103H117L116 101H118V100H114L113 98H112V95L110 96V95H105ZM135 98V97H134ZM198 98H199V96H198ZM221 98H222V96H221ZM62 99H63V97H62ZM202 99H204V98H202ZM206 99V98H205ZM214 99V98H213ZM225 99V98H224ZM215 100V99H214ZM241 100H242V98H241ZM57 101H58V98H57ZM211 101V100H210ZM220 101H221V99H220ZM122 102H124V101H122ZM184 102V101H183ZM216 102V101H215ZM49 103V102H48ZM65 103V102H64ZM63 103V104H64ZM102 103V102H101ZM52 104V103H51ZM56 104V103H55ZM53 104L52 105V109H53V111L55 112V111H58L59 112V110L61 109V108H59L60 106H58V104ZM60 104H62L61 102H60ZM181 104V103H180ZM183 104V103H182ZM185 104V103H184ZM183 104V105H184ZM223 104V103H222ZM107 105V104H106ZM188 105V104H187ZM189 105H190V103H189ZM105 106V105H104ZM103 106V107H104ZM193 107H194V105H192ZM33 107V106H32ZM48 107V106H47ZM46 107V108H47ZM127 107V106H126ZM181 107H183V106H181ZM185 107V106H184ZM202 107V106H201ZM228 107V106H227ZM38 108V107H37ZM41 108V107H40ZM66 108V107H65ZM64 108V109H65ZM105 108V107H104ZM103 108V109H104ZM116 108H118V107H116ZM128 108V107H127ZM186 108V107H185ZM188 108V107H187ZM205 108V107H204ZM2 109V108H1ZM51 109V110H52ZM102 109V108H101ZM108 109H109V107H108ZM122 109V108H121ZM120 109V110H121ZM125 109V108H124ZM193 109H195V108H192V110ZM206 109V108H205ZM230 109H231V107H230ZM34 110V109H33ZM48 110V109H47ZM100 110V109H99ZM107 110V109H106ZM112 110H113V108H112ZM134 110V109H133ZM191 110V109H190ZM196 110V109H195ZM194 110V111H195ZM229 110V109H228ZM43 111H45V110H43ZM62 111V110H61ZM137 111V110H136ZM193 111V112H194ZM198 111H200L199 109H198ZM230 111V110H229ZM234 111H233V113H234ZM0 112H2V111H0ZM37 112V111H36ZM39 112V111H38ZM40 112H41V110H40ZM39 112V113H40ZM52 112V111H51ZM50 112V113H51ZM68 111H66V113H67ZM107 112V111H106ZM117 112V111H116ZM119 112V111H118ZM197 112V111H196ZM204 113L202 110L200 111V113ZM206 112V111H205ZM208 112V111H207ZM206 112V113H207ZM3 113V112H2ZM44 113V112H43ZM47 113H49V112H47ZM56 113V112H55ZM71 113V112H70ZM75 113V112H74ZM195 113V112H194ZM201 113V114H202ZM220 113H222V112H220ZM232 113V114H233ZM42 114V113H41ZM59 114V113H58ZM64 114V113H63ZM76 114V113H75ZM78 114V113H77ZM83 114V113H82ZM108 113H106V115H107ZM113 114V113H112ZM121 114V113H120ZM120 114H118V115H120ZM196 114V113H195ZM205 114V113H204ZM209 114V113H208ZM213 114H215V112H213ZM223 114V113H222ZM264 114V113H263ZM263 114H262V116H263ZM5 115V114H4ZM45 115V114H44ZM56 115H57V113H56ZM67 115V114H66ZM71 115V114H70ZM73 115V114H72ZM103 115H104V112H103ZM122 115V114H121ZM200 115V114H199ZM225 115L227 116V114L225 113ZM228 115H230V114H228ZM238 115H236V116H238ZM43 116V115H42ZM46 116V115H45ZM69 116V115H68ZM74 116V115H73ZM76 116H78V115H76ZM79 116H80V114H79ZM88 116H89V114L87 115V113L86 114H84L83 115V119H81V120H85V119H89L88 118ZM115 116H116V113H115ZM217 116V115H216ZM216 116H215V118H216ZM221 116V115H220ZM231 116V115H230ZM260 116V115H259ZM82 117V116H81ZM105 117V116H104ZM107 117V116H106ZM205 117V116H204ZM208 117H210V116H208ZM211 117H213V116H211ZM219 117V116H218ZM1 118H3V117H1ZM44 118V117H43ZM51 118V117H50ZM62 118V117H61ZM67 118V117H66ZM74 118H76V117H74ZM91 118V117H90ZM108 118H109V116H108ZM121 118H124L123 116L121 117ZM121 118H119L120 120H121ZM126 118V117H125ZM124 118V119H125ZM214 118V119H215ZM227 118V117H226ZM236 119H238V117H235ZM235 118H234V120H226L225 119V117H224V119L223 120H225L226 121V126H227V123L229 122V121H236L235 120ZM262 118V117H261ZM41 119H42V117H41ZM49 119V118H48ZM54 119V118H53ZM70 119V118H69ZM69 119H66V120H68V122H69ZM79 119V118H78ZM111 119V118H110ZM210 119V118H209ZM221 119V118H220ZM50 120V119H49ZM49 120L47 121V122H49ZM51 120H52V118H51ZM58 120V119H57ZM57 120H55V121H57ZM61 120V119H60ZM113 120V119H112ZM244 120V121H245ZM261 120V119H260ZM63 121V120H62ZM70 121H72V120H70ZM78 121V120H77ZM105 121V120H104ZM126 121V120H125ZM129 121V120H128ZM127 121V122H128ZM212 121V120H211ZM210 121V122H211ZM240 121H242V120H240ZM52 122V121H51ZM51 122H50V124H51ZM58 122V121H57ZM73 122V121H72ZM75 122H76V120H75ZM74 122V123H75ZM78 122H80V121H78ZM83 122V121H82ZM91 122L92 121H90V124H91ZM107 122H110V121H107ZM122 122H124V121H122ZM217 121H215V123H216ZM221 122H223V121H220V123ZM260 122V121H259ZM77 123V122H76ZM85 123H87V121L85 120V122H84V124ZM93 123V122H92ZM94 123H96V122H94ZM126 123V122H125ZM207 123H209L208 121H207ZM214 123V122H213ZM213 123L211 122V124L213 125ZM214 123V124H215ZM230 123H232V122H229V124ZM237 123H238V120H237ZM241 123V122H240ZM243 123V122H242ZM245 123V122H244ZM53 124V123H52ZM71 124H73V123H70V125ZM77 124H79V123H77ZM77 124H75V125H77ZM98 124V123H97ZM109 124V123H108ZM132 124V123H131ZM159 124V123H158ZM157 124V125H158ZM224 124V125H225ZM257 124V123H256ZM161 125V124H160ZM159 125V126H160ZM175 125V124H174ZM231 125V124H230ZM236 125H239V124H236ZM241 125H243V124H241ZM246 125H247V123H246ZM67 126H69V125H67ZM80 126H81V124H80ZM86 126V125H85ZM89 126V123L87 124V127ZM96 126V125H95ZM94 126V127H95ZM100 125L98 124L97 125V127H95V128H97L96 129V132H97V130H100L99 131V135H105L104 133L105 132H103V134H102V130L100 129V127H99ZM120 126V125H119ZM135 126V125H134ZM162 126V125H161ZM172 126V125H171ZM176 126V125H175ZM215 126H217V124L215 125ZM223 126V125H222ZM233 126V125H232ZM70 127V126H69ZM69 127H67V128H69ZM86 127V128H87ZM91 127H92V125H91ZM90 126H89V128H91ZM102 127V126H101ZM124 127V126H123ZM173 127V126H172ZM179 127V126H178ZM207 127V126H206ZM209 127H211V126H209ZM218 127V126H217ZM217 127H213V128H217ZM242 127V126H241ZM253 127H255V126H253ZM125 128V127H124ZM138 128V127H137ZM163 128H165V127H163ZM171 128V127H170ZM177 128V127H176ZM208 128V127H207ZM219 128H221L220 130H222V127L221 126H219ZM230 128H232V127H230ZM229 128V129H230ZM238 128H239V126H238ZM243 128H246V126L245 127H243ZM70 129V128H69ZM94 129V128H93ZM102 129H103V131L105 130L103 127H102ZM130 129V128H129ZM132 129V128H131ZM130 129V130H131ZM186 129V128H185ZM184 129V130H185ZM226 129V128H225ZM224 129V130H225ZM235 129V128H234ZM83 130H86V129H83ZM92 130V129H91ZM139 130V129H138ZM153 130H157V129H153ZM159 130V129H158ZM161 130V129H160ZM167 130V129H166ZM182 130V129H181ZM211 130V129H210ZM217 130H219L218 128H217ZM228 130V129H227ZM260 130V129H259ZM69 131V130H68ZM124 133H128V132H130L128 129H124V130H122ZM179 131H180V128H179ZM187 131H189V130H187ZM206 131H207V129H206ZM205 131V132H206ZM223 131V130H222ZM226 131V130H225ZM237 131V129L235 130V132ZM263 131V130H262ZM83 132V131H82ZM87 132V131H86ZM85 132V133H86ZM156 133H157V131H155ZM182 132V131H181ZM180 132V133H181ZM184 132V131H183ZM195 132V131H194ZM197 132V131H196ZM213 132L215 133V131H214V129H213ZM227 132V131H226ZM231 132V131H230ZM229 132V133H230ZM238 132V131H237ZM241 132V131H240ZM250 132V131H249ZM249 132H247V133H249ZM258 132V131H257ZM60 133H62V132H60ZM84 133V132H83ZM88 133V132H87ZM86 133V134H87ZM89 133H91L92 134V132H89ZM156 133H154L155 135H157ZM161 133H163V131H161ZM174 133H176V130L174 131ZM185 133H186V130H185ZM202 133V132H201ZM225 133V132H224ZM239 133V132H238ZM243 132H241V135H243V134H246L245 132L242 134ZM252 133H255V132H252ZM261 133V132H260ZM56 134V133H55ZM65 134V133H64ZM70 134H71V132H70ZM106 134H108L107 132H106ZM148 134H150L149 133V131H148ZM179 134V133H178ZM186 134H192V131L191 132H187ZM195 134V133H194ZM197 134V133H196ZM198 134H199V132H198ZM210 134H212V133H210ZM209 134V135H210ZM216 134V133H215ZM215 134H212L213 136L215 135ZM230 134H232V133H230ZM240 134V133H239ZM258 134V133H257ZM256 134V135H257ZM29 135V134H28ZM63 135V134H62ZM73 135V134H72ZM88 135V134H87ZM86 135V136H87ZM94 135H95V133H94ZM98 135V136H99ZM144 135V134H143ZM147 135V134H146ZM146 135L145 136H143V137H145L146 138ZM154 135V136H155ZM202 135V137H203V134H200V136ZM205 135V134H204ZM219 135V134H218ZM236 135V134H235ZM251 136H252V134H250ZM254 135V134H253ZM258 135H260V134H258ZM7 136V135H6ZM30 136V135H29ZM28 136V137H29ZM57 136H60V135H57ZM67 136V135H66ZM92 136V135H91ZM117 136V135H116ZM119 136V135H118ZM122 136V135H121ZM148 136V135H147ZM174 136V135H173ZM197 136V135H196ZM196 136H194V137H196ZM206 136V135H205ZM220 136V135H219ZM219 136H218V139L217 138H210L209 140H210V144H209V146L211 147H213L214 146V148H215V150H214V148L212 149V150H209V152H208V154H207V151H206V153H204V152H202L201 150L200 151H198V153H197V151H196V153H195V150L194 151H192V152H189V153H184V152H187V151H182V152H178L177 150V152H174L175 154L173 155V157L171 158V159H167L170 155H167V156H164V157H162L161 156V154H160V158H157L156 156H153V154L152 155H150L151 153H152V151H148L147 150V152L145 151V152H140L141 154H140V156H138L137 157V159H138V161L136 162V163H129V164H126V165H124V166H126V167H128L130 170H133V172L135 171V172H137V173H139L140 174V177L139 178H141L140 179V183L138 182L136 185L137 186H134V187H131L130 185H133L134 183H132V184H130L129 182H134L133 180L132 181H130V180H128L129 178H131V177H129L128 178V176L126 175V178H124V176H123V174H118V177L121 175V176H123V178L124 179H127V180H125V181H127L130 185H127V183H126V185L125 186H123V185H121V186H123L122 187V191H123V195H126V196H124V197H122L123 199L126 197L127 198V200L126 201H128L131 205H133L132 207H134V212L133 213H137L138 214V217H142L144 220H146V222H147V220H148V224L150 223V226H149V228H147V227H145V224H144V226H142L141 224L142 223H139L140 222V220H137L138 222L136 223V222H134L133 221V223H135V224H131V225H129L130 223V217L132 216L131 214H130V216L128 215V213L125 215V214H123L122 216H120V218H119V215H118V217L116 216V219L117 218H119V219H121V220H126V222L127 223H129L128 225H129V227H131L132 229H133V232L135 233H133L132 232V229H131V231L128 229V227H127V224H125V223H122L123 224V227L121 228V226H119V227H114L113 228V230H115V232H121V234L123 233L124 235V244L122 245V246H119V245H117V244H115L118 240H116V241H113V240H111V241H107L108 243H109V245L107 244V242H104V243H106L108 246H110L111 248H113L114 249V251L113 252H118L119 254H120V256H121V258H118L119 260H121V262L122 263H120L119 262V264H209V262H210V264H229L228 262L229 261H235L238 257H241L242 258V260H243V257H244V259L245 258H247V259H252L253 260V258H257V257H259V256H261V255H264V241L262 240V239H260V238H258L256 235H258V234H264V206L263 205H261V203H260V205L258 204V202L255 200L254 202H257V203H253V202H248V200L250 201V199H248V200H246L243 196L244 195H242L241 193L243 192H245V191H251L252 192V194H253V198H255V199H257V198H259L260 196L262 197V196H264V156H261L262 157V159H261V157L259 156V155H261L260 153H258L257 154V151H259V149L256 151V150H254V146H255V144H257L258 145V143H256V141H255V144H254V146H253V149H252V145H251V147H250V145L248 146V147H244V146H242V147H244L243 149H244V151L242 150V152H244V153H242V152H240V153H242V154H244V156H242V155H240L239 153H236V152H234L233 150L235 149L234 147H232V148H234L233 150H229V147L231 146V145H228V144H226L225 142L223 143H221L220 142V140H219ZM222 136L223 135H221V139H222ZM227 136V135H226ZM229 137H231L230 135H228ZM246 136V135H245ZM247 136H248V134H247ZM261 136V135H260ZM54 137H56V135L54 136ZM70 137V136H69ZM72 138H73V136H71ZM100 137V136H99ZM105 137V136H104ZM125 137H127V136H125ZM157 137V136H156ZM160 137H162L161 135H160ZM175 137V136H174ZM180 137V136H179ZM198 138H199V135L197 136ZM216 137V136H215ZM234 137H237V135L236 136H234ZM254 137H256V136H254ZM14 138V137H13ZM108 138H110L109 136H108ZM107 138V139H108ZM140 138V137H139ZM182 138H185V137H182ZM192 138V137H191ZM239 138V137H238ZM243 139H244V137H242ZM248 138H249V136H248ZM264 138V137H263ZM32 140V138H29V140ZM95 139V138H94ZM98 139V138H97ZM151 139H153V138H151ZM203 139V138H202ZM207 139V138H206ZM228 139V138H227ZM234 139V138H233ZM237 139V138H236ZM235 139V140H236ZM243 139L241 140L242 142H243ZM249 139H251V138H249ZM105 140V139H104ZM112 140H114V139H112ZM157 140V139H156ZM160 140H162V139H160ZM182 140V139H181ZM184 140V139H183ZM182 140V141H183ZM186 140V139H185ZM184 140V141H185ZM188 140V139H187ZM200 140V139H199ZM199 140H197V141H199ZM205 140V139H204ZM238 140V139H237ZM247 139L245 138V141H246ZM252 140V139H251ZM256 140V139H255ZM259 140H260V138H259ZM258 140V141H259ZM27 141V140H26ZM36 141V140H35ZM72 141V140H71ZM99 141H100V138H99ZM102 141V140H101ZM100 141V142H101ZM120 142H122L121 140H119ZM143 141V140H142ZM163 141V140H162ZM240 141V140H239ZM249 141V140H248ZM253 141V140H252ZM251 141V142H252ZM263 141V140H262ZM16 142V141H15ZM107 142V141H106ZM120 142H118V143H120ZM124 142V141H123ZM157 142V141H156ZM165 142H167V141H165ZM164 142V143H165ZM169 142V141H168ZM172 142V141H171ZM234 142V141H233ZM233 142H229L228 141V143H233ZM237 142V141H236ZM247 142V141H246ZM250 142V141H249ZM1 143V142H0ZM6 143V142H5ZM5 143H2V144H5ZM10 143V142H9ZM36 143V142H35ZM38 143V142H37ZM90 143H91V141H90ZM93 144H94V142H92ZM91 143V144H92ZM114 143V142H113ZM173 143V142H172ZM205 143V142H204ZM204 143H202V144H204ZM207 143V142H206ZM245 143V142H244ZM243 143V144H244ZM254 143V142H253ZM30 144V143H29ZM104 144V143H103ZM123 144V143H122ZM126 144V143H125ZM145 144H146V142H145ZM156 144V143H155ZM199 144V143H198ZM235 144V143H234ZM234 144H232V146L234 145ZM242 144V143H241ZM241 144H239V145H241ZM1 145V144H0ZM27 145V144H26ZM95 146H97L96 144H94ZM93 145V146H94ZM100 145V144H99ZM127 145V144H126ZM159 145V144H158ZM158 145H155V146H158ZM200 145V144H199ZM208 145V144H207ZM217 145H219L218 147H217V149H216V146ZM237 145V144H236ZM245 145V144H244ZM23 146H25V145H23ZM132 146V145H131ZM130 146V147H131ZM147 146V145H146ZM163 146V145H162ZM165 147H166V145H164ZM246 146V145H245ZM263 145H260V147H262ZM68 147V146H67ZM98 148H99V146H97ZM96 147V148H97ZM104 147V146H103ZM102 147V148H103ZM110 147V146H109ZM112 147V146H111ZM124 147H125V145H124ZM128 147H129V144H128ZM148 147H149V145H148ZM197 148H198V146H196ZM204 147V146H203ZM208 147V146H207ZM238 147H240V146H238ZM237 147V148H238ZM251 149H250V148ZM24 148V147H23ZM28 148H29V146H28ZM90 148V147H89ZM94 148V147H93ZM132 148V147H131ZM130 148V149H131ZM137 148V147H136ZM141 148V147H140ZM147 148V147H146ZM156 149L157 148H159V147H155ZM154 148V149H155ZM188 148V147H187ZM205 148V147H204ZM231 148V149H232ZM249 148V149H248ZM259 148V147H258ZM66 149V148H65ZM133 149V148H132ZM153 149V148H152ZM153 149V150H154ZM164 149V148H163ZM169 149V148H168ZM185 149V148H184ZM193 149V148H192ZM191 149V150H192ZM200 149H201V147H200ZM210 149V148H209ZM241 149V148H240ZM239 149V150H240ZM106 150V149H105ZM119 150V149H118ZM125 150H127L126 148H125ZM136 150V149H135ZM142 150V149H141ZM162 150V149H161ZM160 150V151H161ZM187 150V149H186ZM189 150V149H188ZM197 150V149H196ZM238 150V149H237ZM21 151H25V154L22 152V154L21 153H17L18 154V156L19 157H23V159H21L22 160V162H24L26 165H28L29 167H30V169L32 168V167H34V168H37V169H43L44 171L46 170H48L49 169V167L51 166H48V163H46V161H45V163H43L42 161H39V159H37L36 158V155L34 156V154L32 155V153L33 152H31V154L28 152V151H26V150H21ZM30 151V150H29ZM66 151V150H65ZM102 151H104V150H102ZM123 150H121L120 152H122ZM128 151V150H127ZM132 151V150H131ZM168 151V150H167ZM175 151V150H174ZM224 151H226L227 153H225ZM241 151V150H240ZM263 151V150H262ZM14 152H16V151H14ZM19 152H20V150H19ZM67 152H69V150L67 151ZM73 152V151H72ZM97 152V151H96ZM112 152V151H111ZM119 152V151H118ZM151 152V153H150ZM155 152V151H154ZM158 152V151H157ZM71 153V152H70ZM69 153V154H70ZM77 153V152H76ZM76 153H74V154H76ZM130 153V152H129ZM136 151H134L133 152V154H135V156H137L136 155ZM139 153V152H138ZM160 153V152H159ZM164 153H165V151H164ZM78 154V153H77ZM76 154V155H77ZM98 154V153H97ZM108 154V153H107ZM124 153H122L121 155H123ZM132 154V153H131ZM163 154V153H162ZM168 154H169V151H168ZM173 154V153H172ZM82 155V154H81ZM106 155V154H105ZM105 155H102V156H105ZM120 155V154H119ZM120 155V156H121ZM127 155H129V154H127ZM127 155H123V156H127ZM155 155V154H154ZM38 156H40V155H38ZM72 156V155H71ZM101 156V155H100ZM152 156V157H151ZM158 156V155H157ZM259 156V157H258ZM17 157V156H16ZM70 157V156H69ZM78 157H79V155H78ZM106 157V156H105ZM110 157V156H109ZM119 157V156H118ZM117 157V158H118ZM159 157V156H158ZM165 157H167L166 159H165ZM46 158V157H45ZM87 158V157H86ZM85 158V159H86ZM104 158V157H103ZM107 159H108V157H106ZM116 158V157H115ZM18 158H16V160H17ZM43 159V158H42ZM47 159V158H46ZM74 159V158H73ZM84 158H82V159H80V160H82V162H83V160L84 161H86ZM88 159V158H87ZM92 159H93V157H92ZM97 159V158H96ZM121 159V158H120ZM98 160H100V163H101V159H99L98 158ZM112 160V159H111ZM110 160V161H111ZM114 160V159H113ZM128 160V159H127ZM48 161H49V159H48ZM108 162H109V159L107 160ZM131 161V160H130ZM51 162H53V161H51ZM90 162V161H89ZM120 162H121V160H120ZM125 162V161H124ZM1 163V162H0ZM21 163V162H20ZM83 163H85L86 164V162H83ZM91 163H93V162H91ZM97 163V162H96ZM105 162H103V163H101V165H99L98 167H100V169H101V167H102V169L104 168V171H105V168L107 167L106 166V164H104ZM22 164V163H21ZM44 164V165H43ZM47 164V166H45ZM51 164V163H50ZM73 164H76V163H73ZM84 164V166H86L87 167V164L85 165ZM98 164V163H97ZM112 164V163H111ZM120 164V163H119ZM118 164V165H119ZM161 164V165H160ZM163 164V165H162ZM77 165H79V164H77ZM76 165V166H77ZM92 165V164H91ZM155 165V166H154ZM156 165H157V167L158 168H156V169H153L152 167H156ZM1 166V165H0ZM81 166V165H80ZM93 166H94V164H93ZM112 166V165H111ZM114 166H115V162H114ZM161 166H165L164 167V169H168V170H170V171H172V173L171 172H164L160 167ZM236 166H238L239 167V171H237V167ZM73 167V166H72ZM91 167V166H90ZM97 166H95V168H98ZM116 167V166H115ZM1 168V167H0ZM28 168V167H27ZM53 168V167H52ZM51 168V169H52ZM77 168H79V167H75V168H73L74 170L76 169L78 172H77V174L81 177V176H83L82 177V179L84 178V176L85 175H87L84 171H85V169H84V171L80 168V170H78ZM93 168V167H92ZM112 168H113V166H112ZM128 168H126V169H128ZM159 168H160V170H159ZM109 170H112V169H110V168H108ZM117 169V168H116ZM116 169H114L113 168V170H115L116 171ZM125 169V170H126ZM128 169V170H129ZM166 169V171H168ZM34 170V169H33ZM55 170V169H54ZM53 170V171H54ZM112 170V171H113ZM163 172H162V171ZM36 171V170H35ZM107 171V170H106ZM41 172V171H40ZM43 172V171H42ZM49 172V171H48ZM72 172H75V171H72ZM97 172V171H96ZM108 173H109V171H107ZM106 172V173H107ZM118 172V171H117ZM134 172V173H135ZM245 172L247 173V174H249V173H251V174H249V175H252L253 176V174L255 175L254 177H256V176H259L260 178L262 177L263 178V183H261V182H256V180H254V178H253V180H252V178H251V180L250 179H247L246 180V178L244 177V175L246 176V174H245ZM51 173V172H50ZM129 173H131V172H129ZM241 173H242V175H241ZM74 174V173H73ZM104 173H103V171H101V170H99L98 172H97V176L98 175H103ZM133 174V173H132ZM47 175V174H46ZM76 175V174H75ZM78 175H76V176H78ZM95 175V174H94ZM106 175V174H105ZM109 175H110V173H109ZM136 175V174H135ZM17 176H19V175H17ZM17 176H15V178L17 177ZM37 176V175H36ZM60 176V175H59ZM71 176V175H70ZM74 176V175H73ZM88 176V175H87ZM87 176H85V177H87ZM96 176V175H95ZM107 176V175H106ZM106 176H104V177H106ZM112 176L114 177L115 176V174L113 175L112 174ZM129 176H131V175H129ZM134 176V175H133ZM45 177V176H44ZM47 177H49L48 175H47ZM46 177V178H47ZM53 177V176H52ZM54 177H56V176H54ZM103 177V178H104ZM111 177V176H110ZM116 177V176H115ZM18 178V177H17ZM21 178V177H20ZM50 178V177H49ZM88 178V177H87ZM92 181L94 180L93 178H94V176H93V178H91V177H89ZM88 178V179H89ZM108 178H109V176H108ZM122 180H123V178L122 177H120ZM120 178H118V179H120ZM134 178V177H133ZM136 178V177H135ZM214 178H219L218 180L220 181V180H223L224 179V181L226 180V182H228V184L230 183V185L232 186V188L234 189V190H231V188L230 189H227L226 188V186L225 185H220V184H222L221 182L219 183V184H215V183H213L212 182V180L214 179ZM249 178V177H248ZM39 179H41L40 177H39ZM54 179V178H53ZM137 179V178H136ZM143 179V183L141 182V180ZM157 179L158 180H163V181H165L166 183H170V184H172V185H175L174 187H176L177 188V186H180V187H178L177 189L178 190H174V192H173V190L172 191H166V190H163V189H161L160 188V186H162L161 184H160V186L159 187H157V186H154V185H156V184H154L153 183V181H157ZM256 179L258 180L259 178H257L256 177ZM30 180H32V179H30ZM47 180H49L48 178H47ZM52 180V179H51ZM55 180V179H54ZM57 180V179H56ZM81 180V179H80ZM84 180V179H83ZM96 180V182H97V180L98 179H95ZM106 180V179H105ZM115 180V179H114ZM39 181H41V180H39ZM88 181V180H87ZM98 181H100V180H98ZM110 181V180H109ZM218 181V182H219ZM259 181V180H258ZM52 182V181H51ZM106 182H108V181H106ZM116 182V181H115ZM135 182H137V181H135ZM225 182V183H226ZM20 183L21 184H24V185H28L33 191H34V194H35V192L39 195V196H41L40 198H41V202L43 203V205L44 206H46L45 204H47L48 202H50L49 201V199L47 198V195H46V193H45V190L44 189H42L40 186H37V184L35 185V184H32V183H34V182H32V183H30L29 181L28 182H24L23 180H22V182L20 181ZM19 183V184H20ZM93 183V182H92ZM103 183V182H102ZM114 183V182H113ZM112 183V184H113ZM123 183V182H122ZM224 183V182H223ZM261 183V184H260ZM18 184V183H17ZM93 184H96L95 183V181H94V183ZM108 184H109V182H108ZM115 184V183H114ZM117 184H119V183H117ZM116 184V185H117ZM55 185V184H54ZM100 184H96L95 185V187L97 186V187H100L98 190L100 191L99 193H103V194H105L104 192H105V190L104 189H106V187L105 186H103V187H101L102 185H100ZM159 185V184H158ZM165 185V184H164ZM177 185V186H176ZM9 186V185H8ZM14 186V185H13ZM18 186V185H17ZM66 186V185H65ZM109 186H111V184L109 185ZM108 186V187H109ZM118 186V185H117ZM117 186H115V187H117ZM121 186H119V189L121 188ZM167 186V185H166ZM225 186V187H224ZM21 187V186H20ZM24 187V186H23ZM27 187V186H26ZM67 187V186H66ZM65 187V188H66ZM77 187H80V186H78L77 185ZM76 186H73L72 187V184H71V186L69 185V187H67L68 188V192L66 193V195H63L64 196V198L66 197L67 198V200H70V202L72 201H74L75 200V193L76 194H78L77 192L79 191V188H77ZM168 187V186H167ZM182 187V190H180V188ZM230 187V186H229ZM6 188H8V187H6V186H3V185H1L0 184V189L2 190V189H6ZM10 188V187H9ZM18 188V187H17ZM66 188V189H67ZM82 189H83V187H81ZM102 188V189H101ZM163 188V187H162ZM164 188H165V186H164ZM169 188V187H168ZM173 188V187H172ZM170 189V188H169ZM168 189V190H169ZM14 190V189H13ZM98 190H97V192H98ZM110 190L112 191V189H111V187H110ZM236 190V191H235ZM10 191H12V189L10 190ZM19 191V190H18ZM65 191V190H64ZM115 191V190H114ZM117 191V190H116ZM118 191H120V190H118ZM117 191V192H118ZM121 191V192H122ZM205 191H208L209 192V194H211V196L210 195H208V196H210L211 197V202L209 201V202H207V201H204L203 203H204V205H203V207H205V209H206V211H207V213H205V212H203V211H201L199 208L200 207H198V205L197 204H195L194 203V199H195V197L196 196H198V198L200 197L201 198V200L205 197ZM236 193H235V192ZM66 192V191H65ZM3 193V192H2ZM12 193V192H11ZM18 193V192H17ZM16 193V194H17ZM108 193V192H107ZM106 193V194H107ZM112 193V192H111ZM115 193V192H114ZM120 193V192H119ZM193 195H192V194ZM15 194V195H16ZM21 194V193H20ZM64 194V193H63ZM93 194V193H92ZM96 194V193H95ZM103 194H102V196H103ZM113 194V193H112ZM111 194V195H112ZM120 194H122V193H120ZM0 195H1V193H0ZM61 195H62V193H61ZM119 195V194H118ZM194 195H196L195 197H194ZM249 195V194H248ZM53 196V195H52ZM93 196V195H92ZM95 196V195H94ZM112 196H114V195H112ZM207 196V195H206ZM245 196H246V194H245ZM54 197V196H53ZM52 197V198H53ZM77 197V196H76ZM98 197H100V196H98ZM109 197H110V195H109ZM115 198H116V196H114ZM113 197V198H114ZM121 197V196H120ZM153 197V198H152ZM247 197V196H246ZM39 198V199H40ZM63 198V199H64ZM74 198V199H73ZM117 198H118V196H117ZM116 198V200H118ZM162 198H164L163 200H162ZM20 199H22V200H20ZM28 199V198H27ZM78 199V198H77ZM76 199V200H77ZM103 199H104V197H103ZM160 199V200H159ZM260 199L262 200V198H259V201H260ZM19 200L22 202L24 199L22 198V196H20L19 195ZM26 200V199H25ZM25 200H24V202H25ZM66 200V201H67ZM115 200V201H116ZM120 201H121V198L119 199ZM197 200V199H196ZM195 200V201H196ZM254 200V199H253ZM263 200H264V198H263ZM18 201V200H17ZM19 201V202H20ZM29 201V200H28ZM78 201V200H77ZM76 201V202H77ZM124 201H125V199H124ZM162 201V202H161ZM23 202V206L25 207V209L27 210V211H29V212H31V213H33V214H35V216H37V217H40V219L41 218H43L44 217V214L43 213H41V211L39 210V209H37V207L36 206H34V205H37V204H27L26 202L24 203ZM54 202V201H53ZM57 202V201H56ZM69 202V201H68ZM118 202V201H117ZM155 202H157V203H163V206L164 205H166L165 207L167 208V210H168V207H169V209L170 208H172V210H174L175 208H176V211H177V213L181 210V214H180V212H179V216L177 217V218H171L170 216L171 215H169L168 216V214H167V216L166 217H168V220H169V222L171 223H169L170 225H173V227H176L175 229H177L178 228V230L179 231H177L176 230V234H178L177 236H179L180 238L182 237V238H184L186 241H188V242H184V244H182V242H181V240L178 242V240L180 239H178V240H176L177 239V237H176V239L174 240V239H169V240H165L162 236L166 233H164L163 232V235L161 236L160 234H158V236H160V237H158L157 235H155L153 232H151L152 231V229L153 228H157V227H154L155 226V224H157V223H155L154 221H153V219L155 218V217H158V216H155L156 214H154V216H153V213H151V211H149V207H151L152 205L154 206H156L157 205V203L155 204ZM199 202H201V201H199ZM264 202V201H263ZM58 203V202H57ZM120 203H122V204H124V202H120ZM127 203V202H126ZM152 203H154V204H152ZM202 203V204H203ZM51 204H52V202H51ZM53 204H56V203H53ZM70 204V203H69ZM77 204H79V203H77ZM76 204V205H77ZM7 205V204H6ZM43 205H42V207H43ZM71 205V204H70ZM73 205V204H72ZM107 205H110V204H107ZM39 206V205H38ZM55 206V205H54ZM90 206V205H89ZM89 206H87V207H89ZM126 206V205H125ZM149 206V207H148ZM160 206V205H159ZM158 206V207H159ZM47 207V206H46ZM81 207V206H80ZM93 207V206H92ZM123 207V206H122ZM48 208H50V207H48ZM55 209V211H57V212H59V213H67L68 214V216H72V214H73V216H75V214L69 209H66L65 208V205L63 206V205H59V204H57V206L56 207H54ZM78 208V207H77ZM91 208V207H90ZM89 208V209H90ZM96 208V207H95ZM111 208H113V207H111ZM130 208V207H129ZM177 208H178V210H177ZM224 208H230L229 210L230 211H226V210H224ZM79 209V208H78ZM86 209V208H85ZM88 209V210H89ZM92 209V208H91ZM123 209V208H122ZM155 209H156V207H155ZM158 209V208H157ZM157 209L155 210V211H157ZM161 210H162V208H160ZM204 209V210H205ZM45 210V209H44ZM96 210V209H95ZM166 210V209H165ZM6 211V210H5ZM48 211V210H47ZM87 211V210H86ZM92 211H93V209H92ZM92 211L90 212V213H92ZM152 211H154V210H152ZM160 211V210H159ZM164 211V210H163ZM175 211V210H174ZM174 211H172V212H174ZM175 211V212H176ZM44 212V211H43ZM54 212V211H53ZM75 212H76V210H75ZM100 212V211H99ZM164 212H166V211H164ZM168 212H171V210L169 211L168 210ZM168 212H166V213H168ZM174 212V213H175ZM80 213V212H79ZM98 212H96L95 214L96 215H98L97 214ZM163 213V212H162ZM177 213H176V216H177ZM24 214V213H23ZM22 214V215H23ZM57 214V213H56ZM100 214V213H99ZM119 214H120V212H119ZM122 214V213H121ZM164 214V213H163ZM170 214V213H169ZM173 214V213H172ZM2 215V214H1ZM18 215H20V214H18ZM26 215V214H25ZM49 215V214H48ZM54 215V214H53ZM77 215V214H76ZM86 215V214H85ZM92 215H94V213H92ZM91 215V216H92ZM96 215H94V217L96 216ZM104 215V214H103ZM110 215V214H109ZM140 215V216H139ZM17 216V215H16ZM21 216V215H20ZM20 216H19V219H20V221L22 222V223H26V221L25 220H23L22 218H20ZM47 216V215H46ZM55 216V215H54ZM54 216H49V220L48 221H50L52 224H53V227L55 226L58 230H59V232H61L60 234H63V233H67V232H70L71 231V229H70V225L68 224V223H66L65 222V220H62L61 218H57L56 216L54 217ZM87 216V215H86ZM90 216V217H91ZM113 217L115 216V215H112ZM134 216V215H133ZM133 216H132V218H133ZM137 216V215H136ZM161 216V215H160ZM192 216H194V217H192ZM62 217V216H61ZM76 217V216H75ZM88 217V216H87ZM103 217H106V216H103ZM107 217H108V215H107ZM110 217V216H109ZM162 217H164V216H162ZM165 217V220L167 219ZM170 217V218H169ZM70 218V217H69ZM73 218V217H72ZM82 218V217H81ZM93 218V217H92ZM91 218V222H92V219ZM96 218V217H95ZM137 218V217H136ZM10 219V218H9ZM19 219H18V221H19ZM75 219V218H74ZM86 219V218H85ZM107 219V218H106ZM108 219H110V218H108ZM114 219V218H113ZM135 219V218H134ZM162 219V218H161ZM14 220V219H13ZM15 220H17V219H15ZM28 220V219H27ZM42 220H44V219H42ZM82 220H83V218H82ZM98 220H100V219H98ZM105 220V219H104ZM111 220V219H110ZM118 220V219H117ZM121 220H119V221H121ZM155 220V219H154ZM164 220V221H165ZM1 221V220H0ZM8 221V220H7ZM25 221V222H24ZM31 221V220H30ZM86 221V220H85ZM95 221V220H94ZM114 221V220H113ZM164 221H162V222H164ZM167 221V220H166ZM31 222H33V221H31ZM74 222V221H73ZM84 222V221H83ZM88 222V221H87ZM87 222H86V224H87ZM101 222V221H100ZM104 222V221H103ZM118 222V221H117ZM145 222V223H146ZM161 222V223H162ZM17 223V222H16ZM120 223V224H121ZM166 224L168 223V222H165ZM10 224V223H9ZM8 224V225H9ZM30 224V223H29ZM39 224V223H38ZM45 223L43 222V225H44ZM47 224V223H46ZM93 224V223H92ZM116 224V223H115ZM125 224V225H124ZM18 225V224H17ZM25 225V224H24ZM41 225V224H40ZM89 225V224H88ZM111 225H113V224H111ZM159 225V224H158ZM158 225H156V226H158ZM161 225V224H160ZM159 225V226H160ZM164 225V224H163ZM99 226V225H98ZM126 226V227H125ZM158 226V227H159ZM168 226V225H167ZM167 226H165L164 225V227L163 226H160V229L159 230H161V231H163L164 229H165V227H166V229H168V231L170 230V229H172V228H167ZM10 227V226H9ZM21 227V226H20ZM23 227V226H22ZM33 227V226H32ZM36 227V226H35ZM42 227V226H41ZM50 227V226H49ZM73 227V226H72ZM71 227V228H72ZM111 227H113V226H111ZM125 227V228H124ZM151 227H153L152 229H151ZM161 227H163V228H161ZM239 227H242V228H244L245 230H247V231H249L248 232V234L247 233H244V232H242L241 231V229H239ZM11 228H13V227H11ZM52 228V227H51ZM101 228V227H100ZM105 228V227H104ZM182 228H185V231L186 230H189V232H183L184 230H181ZM28 229V232H30V233H26L27 234V236H26V239L25 238H23V240L25 241V242H23L22 244V246H24L25 248H26V251H27V260L29 261V263H30V261L31 262H35V264H36V262H38V261H43L44 259L47 261H49V264H73V263H71L70 261H69V259L72 257L73 258V256H75V255H79V254H82L83 256H85V258L87 257V256H91L92 255V253L91 252H89V248L92 246V248L93 247H95V248H97V250H98V248L99 249H103L104 248V250L106 249V246H105V244L104 243H102L101 242V240H98V239H96V240H92V235H88L89 237H91V238H89V240L91 239V241H93L92 243H91V246H89V245H87L88 246V251H84V250H79V248L77 249V248H73V247H71V245H69V244H66V243H62L61 241H55V242H53L52 240H50L49 238H46L43 234H42V231H43V233H44V229L43 228H41V229H39L37 232H39V233H32L31 232V229H29V228H27ZM86 229V228H85ZM147 229H149V230H151V231H148ZM165 229V230H166ZM24 230V229H23ZM33 230V229H32ZM79 230V229H78ZM100 230H102V229H100ZM107 230H108V228H107ZM156 230V229H155ZM164 230V231H165ZM19 231V230H18ZM17 231V232H18ZM81 231V230H80ZM89 231V230H88ZM110 231V230H109ZM160 231V232H161ZM167 231V230H166ZM172 231H175L174 229L172 230ZM12 232V231H11ZM20 232V231H19ZM52 232V231H51ZM72 232V231H71ZM86 232V231H85ZM93 232H95V231H93ZM101 232H103V231H101ZM112 232V231H111ZM158 232V231H157ZM157 232H156V234H157ZM212 232H213V235H212ZM53 233V232H52ZM79 233V232H78ZM171 233V232H170ZM215 233V234H214ZM6 234V233H5ZM16 234V233H15ZM98 233H96L95 235H97ZM104 234H105V232H104ZM113 234V233H112ZM134 234V235H133ZM172 234V233H171ZM69 235V234H68ZM87 235V234H86ZM94 234H93V236H95ZM116 235V234H115ZM166 235V234H165ZM21 236V235H20ZM19 236V237H20ZM25 236V235H24ZM51 236H52V234H51ZM50 236V237H51ZM55 236V235H54ZM88 236H87V238H88ZM167 236H169V235H167ZM6 237V236H5ZM11 237V236H10ZM22 237V236H21ZM68 236H66V238H67ZM98 237V236H97ZM96 236H95V238H97ZM60 238V237H59ZM100 238V237H99ZM103 238V237H102ZM121 238H123V237H121ZM172 238V237H171ZM173 238H174V236H173ZM263 238H264V236H263ZM21 239V238H20ZM52 239V238H51ZM79 239V238H78ZM81 239H83V238H81ZM117 239V238H116ZM11 241V240H10ZM8 239H6V240H2V241H0V246H1V248H0V254H1V250H4V251H6L7 253L6 254H1V256L2 257H4L5 259V261H4V263L3 264H9V259L6 261V258L7 257H14V258H16V259H19V260H21V258H20V253L17 251V252H15L14 250H12V246H17V244L19 243L18 241H17V243H14V241L13 242H10ZM16 241V240H15ZM122 241H123V239H122ZM145 241H147V242H149L150 243V245L148 244V246H146V244H144L145 243ZM21 242V241H20ZM67 242V241H66ZM87 242V241H86ZM90 242V241H89ZM119 242V241H118ZM181 242V243H180ZM68 243V242H67ZM85 243V242H84ZM121 243V242H120ZM234 243H237V244H234ZM244 243H245V246H244ZM251 243V244H256V243H258V245L256 244V246L255 247H251V246H249V244ZM20 244V243H19ZM79 244V243H78ZM83 245V244H82ZM86 245H85V247H86ZM232 245H235V248H233L232 247ZM237 245V246H236ZM247 245V246H246ZM19 246H21V245H19ZM51 246H53L54 247V249H55V253L53 254V253H51L50 251H53V250H49L50 249V247ZM107 246V247H108ZM123 246H126V247H123ZM249 246V247H248ZM254 246V245H253ZM14 247H13V249H14ZM24 247H18L19 249L21 248V250H25V248ZM84 247V246H83ZM17 248V247H16ZM23 248V249H22ZM203 248L205 249V248H207L208 250L206 251V253L207 252H209L210 250H212V251H210L209 253H210V255L209 254H205L203 251H205V250H203ZM18 250V249H17ZM21 250H19L20 252H21ZM100 250V251H101ZM109 250V249H108ZM112 250V249H111ZM90 251H91V249H90ZM171 251H173V252H175L176 254H177V252H183V254L185 253V252H187V253H185L186 254V256L187 257H185V255H183L182 253H181V259L179 260L178 259V261L177 260H175L174 259V257H172V255H171ZM23 252V251H22ZM51 254H50V253ZM109 252V251H108ZM161 252H163V253H160ZM164 252H165V254L167 255V259H166V261H164V263H162L160 260H159V258H156L157 256H155L156 254H160L161 256H162V254H164ZM3 253H5V252H3ZM64 253H66L67 255V259H65V260H63V259H61V258H58L61 254H64ZM111 254V253H110ZM109 255V254H108ZM83 256H81L83 259H84V257ZM106 256V255H105ZM110 256V255H109ZM119 256V257H120ZM174 256V255H173ZM22 257V256H21ZM25 257V258H26ZM55 257H57V258H55ZM68 257H69V259H68ZM108 257V256H107ZM107 257H105V259L103 258V259H97V258H99L98 256H97V258H96V254H95V256H94V258H95V260H96V262H98V264L100 263V264H117V262H112L111 260H107ZM117 257V256H116ZM175 257H176V255H175ZM263 257V256H262ZM23 258V257H22ZM29 258V259H28ZM165 258V257H164ZM163 258V259H164ZM1 259H3V258H1ZM24 259V258H23ZM22 259V260H23ZM73 259H75V258H73ZM87 259V258H86ZM92 259V258H91ZM110 259V258H109ZM112 260H114L113 259V257L111 258ZM260 259H261V257H260ZM263 259V258H262ZM44 260V261H45ZM210 260V261H209ZM240 260V259H239ZM254 260H256V259H254ZM24 261V262H23ZM23 261H21V263H25V261L26 260H23ZM28 261H26V262H28ZM51 261V262H50ZM55 261V262H54ZM81 261V260H80ZM241 261V260H240ZM239 261V262H240ZM244 261V260H243ZM257 261H260V260H257ZM78 261H76V263H77ZM236 262H238L237 260H236ZM242 262V261H241ZM240 262V263H241ZM260 262H262V261H260ZM1 263V262H0ZM43 263V262H42ZM41 263V264H42ZM83 264H84V262H82ZM87 263V262H86ZM85 263V264H86ZM88 263H90V262H88ZM87 263V264H88ZM95 262H93V264H94ZM240 263H238V264H240ZM243 263V262H242ZM248 263V262H247ZM252 264H254L253 263V261L251 262ZM256 263H258V262H256ZM12 264V263H11ZM32 264V263H31ZM38 264V263H37ZM79 264H81V263H79ZM236 264V263H235ZM261 264H264L263 262L261 263Z\"/></svg>", "mask_w": 264, "mask_h": 264}]
</instances>
